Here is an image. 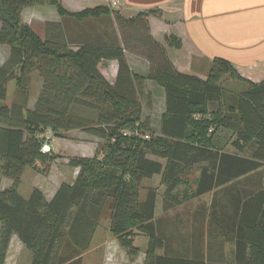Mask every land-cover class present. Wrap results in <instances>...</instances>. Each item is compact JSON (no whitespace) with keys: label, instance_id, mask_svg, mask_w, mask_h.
I'll use <instances>...</instances> for the list:
<instances>
[{"label":"trees","instance_id":"trees-1","mask_svg":"<svg viewBox=\"0 0 264 264\" xmlns=\"http://www.w3.org/2000/svg\"><path fill=\"white\" fill-rule=\"evenodd\" d=\"M47 1L64 19L46 22L41 34L24 22L22 14ZM111 12L120 40L110 33L93 34L88 27L74 34L68 22L97 21ZM0 45L9 47L0 64V264L6 263L13 235L32 252L31 264H83L106 211L112 234L132 259L140 252L134 244L138 231L149 240L144 264H227V259L212 257V225L214 218L220 225L234 224V216L214 209L215 203H204L188 212L190 231L178 233L181 214L172 220L157 217V190L149 188L143 196L141 187L143 181L162 175L163 214H168L218 187L262 172L264 81L250 83L236 99L226 101L223 78L242 79L229 61L215 59L206 79L180 72L165 46L152 36L145 14L126 19L104 6L70 12L59 0H0ZM180 45L177 40L175 46ZM127 51L146 58L147 77L167 91L159 134L150 119L143 118L147 77L130 68ZM102 59L118 60L114 83L100 71ZM34 72L42 86L30 108ZM11 82L17 87L14 97L9 93ZM211 103H218L216 110L210 109ZM215 127L234 133L233 152L214 146ZM48 130L55 136L81 130L101 142L94 157L69 159L79 168L78 175L73 183L63 182L51 200L40 188L25 198L19 191L24 171L56 158L51 151H42ZM198 166L196 188L189 190L183 186L184 176ZM3 178L13 184L2 188ZM240 222L256 228L251 226L247 235L249 256L239 253L236 264H264V188L252 189ZM160 249L163 254H158Z\"/></svg>","mask_w":264,"mask_h":264},{"label":"crops","instance_id":"crops-1","mask_svg":"<svg viewBox=\"0 0 264 264\" xmlns=\"http://www.w3.org/2000/svg\"><path fill=\"white\" fill-rule=\"evenodd\" d=\"M59 1L66 10L80 12L87 7L93 6V1L95 0ZM121 1V7L112 10L118 12L126 19L135 18L139 14H145L150 25L152 36L156 41L165 46L168 58L180 72L206 79L208 73L205 75L200 71L198 67L199 63L207 61L208 68L210 69L215 59L229 61L235 71L242 77V79L238 80L245 83L246 87L231 94L224 91V94H227L229 98L226 101L236 99L238 94H241V92L249 88L250 83H261L264 81V0ZM155 12H158V14ZM124 13L130 15L125 16ZM22 18L24 22L31 26L33 22H36L42 24L43 28L44 24L48 21L60 22L64 19L60 15L57 7L50 2L24 9ZM111 19V27L103 25L100 18L97 21L90 20L94 24H98V27L94 26L95 29L92 28L91 32L101 35H109L110 33L120 40L121 36L116 28L114 13ZM68 22L74 34H77L82 28L88 26V22H74L71 19ZM171 35L178 38L181 42L180 47L167 43V37ZM126 58L130 68L135 73L144 76L149 74L150 63L146 58L129 51L126 52ZM99 69L111 83H114L119 69V62L115 59H102L99 64ZM192 69L198 70L200 74L189 72ZM223 98V101H225L226 96L224 95ZM35 103L36 101L30 102L29 107L33 108ZM142 105L143 118L150 119L155 134H159L162 117L167 111L166 89L154 79L146 78ZM209 107L211 110H216L218 103H211ZM99 140L98 137L81 130H71L64 132L62 136H55L53 141H49L52 148L50 154L56 156L55 160L47 163L38 161L36 165L24 171L19 186V191L22 196L28 198L34 188H40L46 198L51 200L60 185L63 182L73 183L79 172L78 167L71 166L64 159H71L72 157H94L97 149L94 146V142H101ZM63 141H69V144H63ZM231 142L232 139L229 143L228 140L224 141L221 136H217L216 140H214V146L233 152ZM150 157L156 159V157ZM58 160H61V162L56 164ZM162 162L166 163V160H162ZM251 177L256 180L254 181L255 183L250 180ZM161 178V175H155L149 179V182H154L158 179L161 180ZM12 184L13 181L11 179H2V188H8ZM261 188H264V171L253 172L210 192L212 194L211 202L215 203L214 209L226 212L228 217H235L234 224L228 221L227 225L218 224V221L214 218L211 252L213 259H227V264H236L239 253L243 254V256H249L251 247L247 235L256 226L251 225L253 227L251 228L248 224L241 223L240 213L242 206L250 199L252 189L258 191ZM165 191L166 187L164 185L160 191L158 189L156 213L159 208L163 210V196ZM259 231L262 232L261 228ZM225 234L228 237L224 241ZM94 239L93 241H95ZM103 240L104 238L99 240L98 244L102 246V244L107 242ZM148 242V238H145L143 241L144 249L142 250L140 248L139 255L141 252H144L145 255L141 264H144L146 260ZM93 246L94 242L92 248ZM104 249L103 246V251ZM26 250L27 248L19 237L13 235L5 264H21V256ZM163 253V250H158V254ZM32 260L33 255L27 254L22 264H31ZM136 260L134 264H139Z\"/></svg>","mask_w":264,"mask_h":264},{"label":"rangeland","instance_id":"rangeland-1","mask_svg":"<svg viewBox=\"0 0 264 264\" xmlns=\"http://www.w3.org/2000/svg\"><path fill=\"white\" fill-rule=\"evenodd\" d=\"M118 1H119V5L113 7L112 6V0H95V1H93L94 2L93 6L87 7L85 9H92V8H96L99 6L109 7L111 9H117V8L121 7V5H122V1L121 0H118ZM47 2H49V1H47ZM124 15L128 16L130 14L124 13ZM111 16H112V12L109 15L108 14H102L100 16V20H101L102 24L106 25L107 27H111V25H112ZM94 20H96V19H94ZM94 20H91V21H94ZM97 20H99V19H97ZM73 21L76 22L75 20H73ZM91 21H89V20L86 21V22H88L87 27H89V28H94V26L98 27V24H94ZM32 27L37 32H39L41 34L43 33V25L42 24L33 22ZM172 37H173L172 35L167 37V43L175 46L174 43L177 42L178 38L175 37L174 38L175 41H172ZM8 55H9V47L6 45H0V64L3 63L7 59ZM208 66L209 65H208L207 61H202L198 65L200 71H202V73L205 75L208 73V69H209ZM189 72H194V73L200 74L198 72V70H194V69L189 70ZM142 76H144V75H142ZM147 76L145 75V77H147ZM30 80H31L30 86H29V93L31 94V98H30L31 101L30 102H32V101L34 102V101H36L39 94L41 93V77L37 72H34L31 75ZM221 86L223 87V90L225 92L231 94L232 92H235L237 90H240V89L246 87V84L242 83V81L240 82L237 78H235L231 75H227L223 78V80L221 82ZM16 89H17L16 83L11 82L9 84V93H10V95H12V97H14V94L16 93ZM226 96H227V94H226ZM142 107H143V105H142ZM46 133L44 136H46ZM217 136H221V138L224 141L228 140L229 143H230L231 139L233 142V140L235 138V135H234V133H232V131L231 132L226 131L225 129L220 128V127L214 128V133L212 134L213 141L216 140ZM54 138H55V135L53 134L51 136L50 141H53ZM99 141H101V140H99ZM232 142H231V144H232ZM63 144H69V141H63ZM98 144H99L98 141L94 142L95 147H98ZM64 161L69 163V158L64 159ZM60 162H61V160H58V161H56V164H58ZM263 171H264V169H263ZM199 173H200V167L199 166L194 167L193 169L188 171L186 173V175L184 176V184L185 185H183V186L188 188L189 190H194L196 188V185H197V177L199 176ZM163 185L164 184L162 182V178H161V180L158 179L154 182H149V179H147V180L143 181V184L141 187V193L144 196L146 191L149 188H155L157 190V193H158V189L160 191L161 187ZM211 198H212L211 193L205 194L201 197L194 198V199L190 200L189 202L184 203L182 206L178 207L176 210L169 212L168 214H163L162 208H159L157 213H156V216L157 217H163L164 216V217H167L168 219L172 220V219H174V217L177 214H181L182 216L181 215H179V216L183 219H182V222L177 221L178 222L177 223V229H179L178 233L181 231L182 234H186L190 231V228L192 225L188 222V219H187L188 218L187 217L188 212L197 210L204 203L206 205H209L211 203V200H212ZM159 207H160V205H159ZM168 224L169 223H167V225ZM171 226H173V225L169 226L170 229H171ZM175 228L176 227H174V229ZM177 236H180V234H178ZM95 237H96L94 239L95 241H93L94 242L93 248L87 254H85L83 256V264H134L136 259H137L136 261H138L139 264H141L144 260V257H145L144 252H141L139 257L137 256L138 258L135 257L134 259H132L129 256L128 251L126 249H124L119 244V242L117 241V239L114 237V235L112 234V232L110 230L109 212H107V211L104 213V215L100 219L99 227H98V230L96 232ZM102 238H104L103 241H107V242L105 244H102V246H101L98 244V242ZM145 238H148V237L146 235L138 232V231H135L134 244L139 249L142 248V250H143L144 249L143 248L144 247L143 241L145 240ZM103 246L105 248L104 254H103V252H104ZM27 254H32V252L29 249H27L23 253V255L21 256V262L22 263L25 260ZM104 257H105V259H104Z\"/></svg>","mask_w":264,"mask_h":264},{"label":"built area","instance_id":"built-area-1","mask_svg":"<svg viewBox=\"0 0 264 264\" xmlns=\"http://www.w3.org/2000/svg\"><path fill=\"white\" fill-rule=\"evenodd\" d=\"M118 5H119V1L118 0H112V6L113 7L118 6ZM210 131H212V130H210ZM52 135L53 134H52L51 130H48L47 133H46V136H44L45 139H46V142H45V144L43 146V149H42L43 152H50L52 150L51 145L49 143ZM145 137L149 138L148 135H146Z\"/></svg>","mask_w":264,"mask_h":264}]
</instances>
